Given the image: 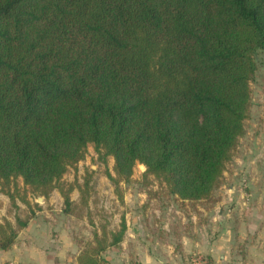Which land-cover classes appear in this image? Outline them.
Instances as JSON below:
<instances>
[{
  "label": "trees",
  "instance_id": "1",
  "mask_svg": "<svg viewBox=\"0 0 264 264\" xmlns=\"http://www.w3.org/2000/svg\"><path fill=\"white\" fill-rule=\"evenodd\" d=\"M262 49L264 0H0V191L30 205L21 178L89 215L90 175L62 178L93 144L116 183L143 163L179 198L210 197L245 133ZM31 217L0 218V250ZM90 221L74 264H111L125 220Z\"/></svg>",
  "mask_w": 264,
  "mask_h": 264
},
{
  "label": "rangeland",
  "instance_id": "2",
  "mask_svg": "<svg viewBox=\"0 0 264 264\" xmlns=\"http://www.w3.org/2000/svg\"><path fill=\"white\" fill-rule=\"evenodd\" d=\"M256 59L258 70L251 83L253 99L250 115L245 121V133L239 139L210 197L194 201L179 198L170 192L166 183L146 173L147 167L143 163L135 165L129 180L116 183L108 175L110 172L116 176L114 157H102L94 145L89 144L86 157L70 167L62 178L67 186L75 181L83 184L85 177L90 175L89 215L84 210L81 219L66 216L62 210L64 198L58 189L47 199L39 198L24 186L20 178L21 194L27 193L30 205L17 196V205L14 206L10 197L0 191V218L7 217L16 222V216L26 218L32 214L30 223L34 225L32 227L35 231L29 239L34 247L60 238L61 230L79 244L78 240L91 236L94 228L90 220L99 228L105 224L108 229L116 230L120 228L124 217L131 220L135 217L137 221L150 220V232L159 237L160 243L157 246L163 253L164 263L195 264L194 260L204 259L206 264L209 261L206 253H184L180 240L191 243L192 238L199 235L217 238L219 223L222 221L230 223L227 228L233 230V223L242 210L243 201H249L247 195L251 183L259 178L262 180L264 176V49L256 53ZM71 194L75 200L81 197L76 186ZM26 232L27 229H21L20 234L27 235ZM118 247L109 248V254L114 255L110 258L114 264H123L122 258H116ZM129 262L138 264L134 258ZM0 264L17 263L0 257Z\"/></svg>",
  "mask_w": 264,
  "mask_h": 264
},
{
  "label": "crops",
  "instance_id": "3",
  "mask_svg": "<svg viewBox=\"0 0 264 264\" xmlns=\"http://www.w3.org/2000/svg\"><path fill=\"white\" fill-rule=\"evenodd\" d=\"M260 180L259 178L255 183H251L247 195L249 201H243L242 210L233 223V230L227 228L230 223L222 221L219 223L217 238L199 235L192 238L191 243L181 239L183 252H204L211 264H264V176ZM72 199L75 200L73 196ZM123 220L127 228L121 246L117 248L116 258H122L123 264H131L129 261L132 258L138 261V264H166L163 261V253L157 246L160 243L159 237L150 232L151 221H137L135 217L132 220L124 217ZM30 222L23 228L27 229V235L19 233L11 248L0 250V257L17 264H74L80 250V245L74 239L61 230L60 238L34 247L29 237L35 229ZM110 252L108 249L104 255L114 264L110 258L114 255H110Z\"/></svg>",
  "mask_w": 264,
  "mask_h": 264
},
{
  "label": "built area",
  "instance_id": "4",
  "mask_svg": "<svg viewBox=\"0 0 264 264\" xmlns=\"http://www.w3.org/2000/svg\"><path fill=\"white\" fill-rule=\"evenodd\" d=\"M203 260L204 259L194 260V261H195V264H205ZM206 264H207V262H206Z\"/></svg>",
  "mask_w": 264,
  "mask_h": 264
}]
</instances>
